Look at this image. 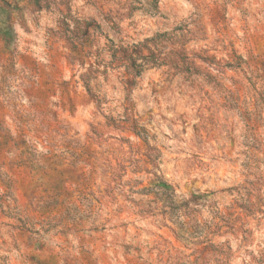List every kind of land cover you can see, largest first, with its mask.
I'll return each instance as SVG.
<instances>
[{"label": "rangeland", "instance_id": "rangeland-1", "mask_svg": "<svg viewBox=\"0 0 264 264\" xmlns=\"http://www.w3.org/2000/svg\"><path fill=\"white\" fill-rule=\"evenodd\" d=\"M149 1L0 0V264H264V0ZM197 18L129 100L112 41Z\"/></svg>", "mask_w": 264, "mask_h": 264}, {"label": "trees", "instance_id": "trees-1", "mask_svg": "<svg viewBox=\"0 0 264 264\" xmlns=\"http://www.w3.org/2000/svg\"><path fill=\"white\" fill-rule=\"evenodd\" d=\"M149 2L152 9L156 11L158 9V0H150ZM197 21L198 18L194 19V21L191 23L187 22L186 24L177 26L172 31L157 33L146 38L144 41L137 43L122 42L120 44H116L112 41V45L110 46V63L112 62L115 67L124 68L121 82L124 85V90L128 99L137 78L141 76L143 71L152 64L158 65L161 58L160 56L162 54L161 48L163 46L170 44L184 48L186 44L196 36L195 32L190 28L191 24L195 25ZM100 28V24L93 19H75L74 26L67 24V30L70 34L68 35L69 37H67L68 44L72 51V58L74 61H82V58L85 55L84 50L86 48L87 41H90L91 37L95 35V32L100 30ZM83 76L86 78L88 74H84ZM84 83L88 90L91 89L90 79H85ZM126 128L127 127L124 126V129ZM128 129H131L139 136L145 134L141 133V129L137 124L132 125ZM143 136L144 140L147 141V135ZM147 148L150 150L154 149L157 152V155L159 154L157 148L152 147L151 145H147ZM152 164L153 165L150 166H154V162ZM150 187L153 188V191L156 193H160L164 200H166V203L174 204L176 202V191L174 187L166 179H164L163 176L153 174V178L150 180ZM189 201L190 200H188V202Z\"/></svg>", "mask_w": 264, "mask_h": 264}]
</instances>
